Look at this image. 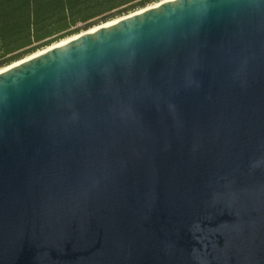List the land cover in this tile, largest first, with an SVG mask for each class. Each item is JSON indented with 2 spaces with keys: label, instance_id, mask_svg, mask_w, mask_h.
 <instances>
[{
  "label": "water",
  "instance_id": "95a60500",
  "mask_svg": "<svg viewBox=\"0 0 264 264\" xmlns=\"http://www.w3.org/2000/svg\"><path fill=\"white\" fill-rule=\"evenodd\" d=\"M106 23L0 72V264H264V0Z\"/></svg>",
  "mask_w": 264,
  "mask_h": 264
},
{
  "label": "trees",
  "instance_id": "16d2710c",
  "mask_svg": "<svg viewBox=\"0 0 264 264\" xmlns=\"http://www.w3.org/2000/svg\"><path fill=\"white\" fill-rule=\"evenodd\" d=\"M161 0H0V68Z\"/></svg>",
  "mask_w": 264,
  "mask_h": 264
},
{
  "label": "bare ground",
  "instance_id": "6f19581e",
  "mask_svg": "<svg viewBox=\"0 0 264 264\" xmlns=\"http://www.w3.org/2000/svg\"><path fill=\"white\" fill-rule=\"evenodd\" d=\"M156 4H158V2H157ZM156 4H154V5H156ZM142 9H143V8H142ZM142 9H141V10H142ZM139 12H140V11H139ZM119 18H120V17H119ZM119 18H116V19L110 20L109 22H107V23H106L105 25H103V26L111 25L112 23L117 22V21L119 20ZM98 28H99V26H94V27L90 28V29H91L90 31H94V30H96V29H98ZM80 35H81L80 33H77V34H74V35L69 36V37H67V38H64V39H62V40H60V41H58V42H56V43H53L52 45H50V46H48V47H46V48L40 49V50H38V51H36V52H34V53H32V54L26 56V57H25V58H26L25 60H28V59H30V58H32V57H34V56H37V55H39V54H41V53L47 51L48 49H50V48H52V47H54V46H59V45H61L62 43H65V42H68V41H70V40H72V39H74V38H77V37L80 36ZM22 62H23V61L13 62L14 64L11 65V66H9V67L5 66V67L0 68V72L6 70L7 68H11L12 66H16V65H18V64H20V63H22Z\"/></svg>",
  "mask_w": 264,
  "mask_h": 264
},
{
  "label": "rangeland",
  "instance_id": "374dc122",
  "mask_svg": "<svg viewBox=\"0 0 264 264\" xmlns=\"http://www.w3.org/2000/svg\"><path fill=\"white\" fill-rule=\"evenodd\" d=\"M157 2L156 1H152V2H149L148 4H147V6H152V5H154V4H156ZM124 16V15H123ZM119 18V17H118ZM116 19V18H115ZM110 21V20H109ZM104 23V22H103ZM94 26H97V25H94ZM93 26V27H94ZM92 28V27H91ZM90 29V28H89ZM83 31H85V30H81V32H83ZM67 38V37H66ZM54 43H56V42H54ZM52 45V44H51ZM48 47V46H47ZM46 48V47H45ZM43 49V48H42ZM40 50V49H39ZM28 56V55H27Z\"/></svg>",
  "mask_w": 264,
  "mask_h": 264
}]
</instances>
